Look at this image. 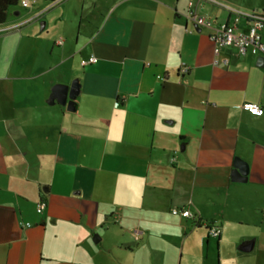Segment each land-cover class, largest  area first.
<instances>
[{"label":"crops","instance_id":"1","mask_svg":"<svg viewBox=\"0 0 264 264\" xmlns=\"http://www.w3.org/2000/svg\"><path fill=\"white\" fill-rule=\"evenodd\" d=\"M28 7L56 9L41 28L0 24V264H184L212 239L223 264L231 226L248 220L260 235L252 253L237 236L236 264H264V114L243 109L264 104V63L188 18L230 23V8L264 13V0ZM75 80L72 105L53 97ZM186 206L195 218L173 213Z\"/></svg>","mask_w":264,"mask_h":264},{"label":"built area","instance_id":"2","mask_svg":"<svg viewBox=\"0 0 264 264\" xmlns=\"http://www.w3.org/2000/svg\"><path fill=\"white\" fill-rule=\"evenodd\" d=\"M35 1L36 0H22L21 4L24 7H28ZM190 5H193V2H190ZM230 10L235 15L233 22H223L216 26H214L210 19L195 9L188 14V18L199 26L215 27V31L211 34V38L219 47L236 48L240 56H245L249 53L260 56L264 55V42L261 35V30L264 28V13L258 10L247 12L236 8H230ZM242 18L247 20V25L244 28L240 27ZM59 42L61 43L62 41ZM97 60L98 58L93 55L87 60H82V65L94 63ZM243 109L254 115L264 114V104L259 102L247 101L243 104ZM46 206L47 202L45 200L40 201L37 206V211L43 213ZM173 213L180 214L187 218L196 217V214L189 206L175 207ZM206 227L209 236H220L222 231L220 225L207 223ZM142 233L143 230L140 228L134 230L137 239L141 238Z\"/></svg>","mask_w":264,"mask_h":264},{"label":"rangeland","instance_id":"3","mask_svg":"<svg viewBox=\"0 0 264 264\" xmlns=\"http://www.w3.org/2000/svg\"><path fill=\"white\" fill-rule=\"evenodd\" d=\"M55 9L51 11H47L45 14H42L36 9V7L25 8L19 4L16 7H12L10 9L7 24L4 25V27L5 26L11 27V28L12 27H27L30 24L31 25L36 24L37 27L41 28L42 22L46 21L45 16H47L49 12L51 13ZM15 11H19L20 14H16ZM40 14L42 16H40ZM231 227H232L234 236L233 238H229V243H227V246H225L223 249V257H225V261L223 262V264H236V260L234 258L235 252L240 253L241 251L239 250L237 251L235 247L238 246L241 243V241L244 239V238H240V240L236 242L237 245L235 246V241H237V236L246 237V238L251 237L249 239H254L256 237L255 236L256 234L260 235V230H259L260 226L255 225L253 221L248 220L244 223H237ZM213 240L214 239H212V241ZM261 240L262 238H260V240L258 241V245L256 248L261 247V243H262ZM212 241H211V252H210L211 254L209 257L203 253L198 254L197 257H193V259L192 258L186 259L184 264H221L222 262H221V257H220V250L218 251L217 244H215L214 248L212 247L213 245ZM232 246L233 247L235 246V247L233 248ZM244 254H250V253H244ZM181 260L182 258L179 259L178 264H181Z\"/></svg>","mask_w":264,"mask_h":264},{"label":"water","instance_id":"4","mask_svg":"<svg viewBox=\"0 0 264 264\" xmlns=\"http://www.w3.org/2000/svg\"><path fill=\"white\" fill-rule=\"evenodd\" d=\"M261 63H264V55L260 56L258 59V64L261 65ZM80 91V84L78 83V80H75L72 84H64V83H57L53 87V97L58 98L60 102H67L68 99H70V105H72V102L76 99V96L79 94ZM238 172L240 174V178H238V173L234 175V179L239 180H247L248 178V166L245 164V167L240 165L239 163L235 164ZM237 177V178H236ZM255 246V239L246 240L243 241L239 245V249L245 252L252 251Z\"/></svg>","mask_w":264,"mask_h":264},{"label":"trees","instance_id":"5","mask_svg":"<svg viewBox=\"0 0 264 264\" xmlns=\"http://www.w3.org/2000/svg\"><path fill=\"white\" fill-rule=\"evenodd\" d=\"M22 0H0V24L6 22L9 11L12 7H16L21 3ZM50 1V5H54L60 0H48Z\"/></svg>","mask_w":264,"mask_h":264}]
</instances>
